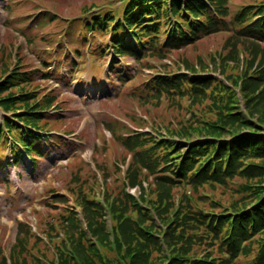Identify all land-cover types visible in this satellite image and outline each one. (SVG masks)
<instances>
[{"label": "rangeland", "instance_id": "rangeland-1", "mask_svg": "<svg viewBox=\"0 0 264 264\" xmlns=\"http://www.w3.org/2000/svg\"><path fill=\"white\" fill-rule=\"evenodd\" d=\"M124 1L128 0H0V83L17 72L34 74L33 82L2 96L11 94L19 99L22 95L28 96L30 104L42 106L50 100V106L44 109L50 111L47 127L53 139H59L58 146L52 143L46 157L37 161L35 171L29 161L15 169L0 165V264H61L63 256L70 264H82L83 260L80 263L72 252L79 241L87 250L90 263L128 264L120 252H114L109 244L91 235L79 201L96 198L104 205L106 201L102 199L114 197L124 189L145 209L143 197L151 206L160 203L166 206L163 190L155 181L160 168L153 174L138 165L122 138L129 141L133 132H137L179 140L202 124L219 120L217 108L227 100L226 96L209 95L201 98L189 94L155 96L146 85L158 74L207 76L211 80L210 91L218 93L216 89L220 87V93L225 88L237 96L234 115L248 123L242 134L251 131L252 125L264 130V124L257 120L264 112V102L256 104L264 84L256 85L246 98L240 90L245 75L258 76L257 71L264 68V44H254L232 32H218L178 50L164 51L160 55L144 53L139 61L130 57L118 61L119 58L113 59L114 55L108 52L111 31L99 30L98 26L91 30L88 20L106 13L120 18ZM261 2L264 0L228 1L232 13ZM160 37L163 41L162 35ZM91 50H94L93 57L89 58ZM65 58L67 64L63 65ZM113 60L119 62L118 71L128 73L125 81L113 73L110 75L114 70H109L115 64ZM249 62L252 63L250 68ZM3 117L0 110V123ZM107 125H112L114 131L110 132ZM194 136L200 135L195 133ZM9 149L8 144L0 146L5 160ZM245 163L264 164V158H248ZM131 169L135 171L130 172ZM1 172L11 179L8 184L3 181ZM129 175L130 180L134 175L138 179L134 186L129 184ZM260 179L254 177L250 181L236 176L226 184H205L198 188L184 181L171 189L169 201L174 203V208L170 211L181 209L186 199L190 200L188 208L215 214L230 212L233 207L250 206L252 188L245 189L244 184L256 181V186ZM152 214L156 225L163 228L156 213L152 211ZM102 221L112 240L116 231L112 217L106 213ZM21 222L28 233L21 246H17L14 224ZM80 228L81 232L89 233V239L82 238ZM199 231L205 238L197 239L188 253L191 261L184 259L186 262L194 264L196 259L202 258L206 259L205 264H221L228 259L220 250L219 241L215 243L205 231ZM262 237L264 231L253 238L258 241ZM163 249L170 257L165 242ZM256 250V244H251L250 252L239 255L233 260L234 264L249 263ZM144 262L168 263L157 252Z\"/></svg>", "mask_w": 264, "mask_h": 264}, {"label": "trees", "instance_id": "trees-1", "mask_svg": "<svg viewBox=\"0 0 264 264\" xmlns=\"http://www.w3.org/2000/svg\"><path fill=\"white\" fill-rule=\"evenodd\" d=\"M228 1L128 0L123 3L120 18H116L112 13L96 15L92 20H88L90 23L88 26L91 30L98 26L99 30L111 31V47L108 52L119 58L118 61H123L126 57L139 61L144 53L153 52L160 55L164 51L178 50L196 43L203 36L218 32H232L238 38L251 40L254 44H264V2L244 6L232 13ZM161 35L164 39L162 43ZM93 51L90 52L93 54ZM118 61L113 62L115 64L111 67L114 68L112 73L125 81L126 73L118 71L120 66ZM251 66L252 63L249 62L248 67ZM257 72L258 76L249 78L245 75L242 79L240 90L244 98L250 95L256 85L264 84V68ZM12 76L8 81L0 83V110L4 113L0 126V146L10 144L15 164H25L27 158L33 163L32 169L35 171L37 161L43 158L50 145L54 143L58 146L59 143V140L50 138L52 131L47 127L50 111L44 109L50 106L51 101L42 106L40 103L30 104L28 96L22 95L21 99L11 94L2 96L13 88H24V85L34 81V74L29 71L17 72ZM210 82L207 76L201 75L158 74L146 87L155 96L170 94L180 97L189 94L194 98L208 95L213 98L226 96L227 100L217 108L219 120L216 122L202 124L190 134L185 133L179 140L154 138L150 134L133 131L131 132L134 136H131L129 141L125 137L122 138L125 147L132 151L138 165L153 174L160 168V174L155 177V181H158L163 190L165 195L163 198L168 203L166 206L161 203L151 206L143 197L142 201L147 206L145 209L139 200L124 189L118 192L116 195L118 198L114 196L102 199L106 201L104 205L96 198H83L79 201L91 235L109 244L114 252L118 254L120 252V256L128 264H144V260L153 252L167 259V264H191L185 261H191L188 256L190 248L196 244L198 238H205L204 235H200L199 230L205 231L215 243L220 242V250L228 256L221 264H234L233 260L239 255H247L250 252L251 244H256L257 250L247 264H264V237L258 241L253 238L264 231V164L245 163L248 158L263 160L264 130H257L258 128L252 125L251 131L242 134L241 131L248 127V123L234 115L233 108L237 103V96L234 92L228 93L225 88L220 93V87L216 89L218 93L210 91L208 89ZM258 102H264V90L256 104ZM255 105L250 109L251 114ZM259 115L258 123L264 124V112ZM107 127L109 131H114L112 125ZM195 133L200 136L195 137ZM44 143L46 146L43 147ZM0 162H3L1 158ZM135 170L131 169L130 172ZM236 176L250 181L254 177L261 178L259 185L255 186L256 181L253 184H244L245 189L252 188L250 190L252 205L233 207L230 212L215 214L188 208L190 200L186 199L181 209L170 211L174 208V203L169 201L173 186L184 181L195 188L205 184L215 186L226 184ZM136 183H138L136 175L131 180L129 175V184L134 186ZM160 200L162 201V198ZM130 209L133 210L129 211ZM152 211L161 220L163 228L154 222ZM106 213L112 217L116 225L112 240L108 238L106 225L102 221ZM71 214L75 216L77 213ZM25 227L22 223L18 225L17 246H21L27 237ZM81 230L82 228H80L82 238L89 239V233ZM164 242L170 257L164 254ZM73 243L74 241L71 244ZM73 247L72 252L80 263L82 259L84 262L82 264H93L90 263L89 254L80 241ZM92 248L91 246L90 249ZM205 260L196 259L194 264H205L207 263ZM61 264L70 263L63 256Z\"/></svg>", "mask_w": 264, "mask_h": 264}, {"label": "bare ground", "instance_id": "bare-ground-1", "mask_svg": "<svg viewBox=\"0 0 264 264\" xmlns=\"http://www.w3.org/2000/svg\"><path fill=\"white\" fill-rule=\"evenodd\" d=\"M24 222V221H23Z\"/></svg>", "mask_w": 264, "mask_h": 264}]
</instances>
